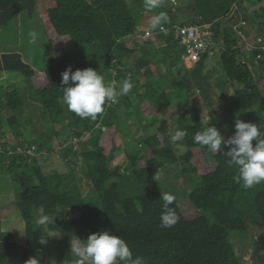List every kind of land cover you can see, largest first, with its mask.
<instances>
[{
    "label": "trees",
    "instance_id": "16d2710c",
    "mask_svg": "<svg viewBox=\"0 0 264 264\" xmlns=\"http://www.w3.org/2000/svg\"><path fill=\"white\" fill-rule=\"evenodd\" d=\"M50 2H54L56 7L50 9ZM68 2L41 0L38 5L40 15L49 18L51 22L44 26L51 28L55 25L63 34L71 33L75 40H79L78 47L90 55L93 48L92 35L88 29L73 31L68 26L71 22L63 14ZM100 2L110 4L106 5L109 13L102 20L114 28L108 29L106 24L100 33H94L96 44H99L100 38H112L130 30L132 33L137 24H144L146 20L145 11L131 9L125 0ZM0 3L5 10V23L23 10L28 9L29 14L37 11V0H0ZM164 4L162 2L161 7L168 12L165 13L169 18L165 25L172 26L178 22L214 23L222 37L224 45L219 64L222 71L215 82L221 84L219 88L224 91V98L228 100L222 107L218 103L221 114L215 112L219 94L213 93V69L207 70L210 65L208 55L193 69L187 68L180 61L179 42L174 31L169 35L160 34V40L166 42V46L161 48H154L152 43L139 48H128L125 42L117 45L116 41L108 45L106 50L95 56L90 67L110 82L115 78L113 68L118 69L125 56H132L135 64H130L127 71L119 70L117 77L119 82L130 78L133 84L130 93L125 95L128 97L126 105L130 118H133L136 125L143 124L147 118L141 108L149 100L150 106L160 116L162 124L159 129H164V137L145 134L136 139L133 136L135 153L130 161L134 162L135 168L126 186L122 184L126 178L125 174H121L122 169L112 167L122 153L114 142L117 132L113 131L108 138L100 139L101 130H94L93 139L86 143L82 156L85 165L83 172L92 182L96 197H77L49 187L45 180L38 187L27 185L25 181L20 192L25 191L26 195L20 200V209L14 210L17 218L19 214L23 215L25 229L10 234L7 230L2 232L0 226V264H31L32 258L37 259L39 264H75L64 254L69 250V240L95 230L118 233L127 241L134 254L141 256L146 264H241L236 250L229 243V237L231 231H246L251 222L258 225L255 240L264 248L262 193L239 185L235 179L236 169L224 155L215 157L217 168L214 171L206 175L200 173L195 167L194 155L196 152L208 155L209 148L202 147L193 140L197 131L215 124L219 126L223 122L229 125L226 131L228 136L234 134L236 119L261 124L264 99L254 80L256 70L243 63L233 30L225 28L220 19L237 7V13H244L246 20L252 24L263 23L264 26V0H194L193 4L184 6L180 3L171 10L168 6L164 7ZM153 13L156 15L159 12L153 9ZM99 15L98 11L92 14L95 18ZM148 18L151 20L152 16ZM8 48L15 51L13 54L20 60L28 53L26 48ZM139 50L142 53L140 60L136 58ZM117 56L120 60L115 64ZM10 58L11 55L5 56V59ZM161 66L165 67V72L160 70ZM144 77L148 80L142 84L141 78ZM225 90L232 99L225 95ZM202 102L205 111L199 107ZM189 104L193 107L187 108L178 118H170L169 123L176 128H186L188 133L183 141L174 143L170 139L171 134L164 118L171 107L179 108ZM254 107H257V111ZM43 115L45 119L48 118L46 112ZM62 117L63 114L59 113L57 119ZM99 120L100 115L95 121L75 115L72 116L71 126L80 127L84 124L82 128L90 130ZM155 120L158 121L157 116ZM261 131L264 132V126ZM69 155L74 161L79 158V154L73 151ZM143 161L145 165H142ZM167 168L178 169L175 178L183 180V188L178 190L175 184L165 179L164 172L168 171L164 170ZM162 191L176 196L172 207L180 219L171 228L160 226ZM9 197L4 193V201H12ZM185 202L193 207L196 217L192 216L190 207L182 205ZM41 207L46 214L56 215L55 221L46 228L35 223L37 210ZM46 233L52 235L46 236V245L41 244V235ZM17 237L23 238L25 248L11 244Z\"/></svg>",
    "mask_w": 264,
    "mask_h": 264
},
{
    "label": "clouds",
    "instance_id": "9594fccd",
    "mask_svg": "<svg viewBox=\"0 0 264 264\" xmlns=\"http://www.w3.org/2000/svg\"><path fill=\"white\" fill-rule=\"evenodd\" d=\"M40 1L41 0H37L36 12L29 14L28 9L23 10L15 15L9 22H6L7 24L4 20L5 10L0 3V127L3 126L5 130L12 129L15 126L20 113L25 111V104H31L43 116L44 124L41 128V133L35 137L45 146L47 143L51 142L54 137H60V134L56 132L53 123L70 120L69 125L66 126L64 130L67 135L65 142H68L70 136L74 135L78 140L77 143H72L68 151H66L64 145L60 146L59 149L56 148L54 150H57L58 157L62 153L61 159L63 162L68 163L72 159L71 165L75 170H84L83 166L85 165L82 156V149L87 146L86 143L92 140L93 137L91 132L88 131L89 129L82 128L84 124L80 127H72V116L77 115L81 119L90 118L95 121L98 115H100V120L95 125L97 129L101 130L99 137H101V134L105 129H108L107 124L110 120L120 117L129 119L131 117L126 105V98L128 97L125 95L130 93L133 84L130 78H126L122 82H119L117 77L119 76V70L127 71L130 64H135L134 58L128 55L125 56L121 61L122 64L119 68H113L115 78L110 82H107L106 77L100 72L90 67L95 56L100 55L102 51L106 50L108 45L116 41L117 45L125 42L128 48H139L140 46H145L148 43L153 44L160 40V34L162 33L169 35L171 31H174V35L179 42L180 61L187 68L193 69L197 63L204 59L205 55H208L209 64L215 59H218V64H221V53L223 51L224 43L219 32L216 30L214 23L178 22L172 26H167L165 25L169 19L168 15L165 13L167 11H164L165 8L161 7L164 0H144L146 9L140 11H145V14H150L152 16V19L149 20L148 23L144 22V24H137L135 31L132 33L130 30L126 34L115 35L112 38H100L99 44H96L93 39L94 33H100L106 24L108 29L113 30L114 28L112 25L102 20L108 15L109 8L105 7L110 4L100 2L102 0H68V7L64 12L67 14L66 17H68L71 22V25L68 26L73 28V31H82L84 29L89 30V33L92 35L91 43L93 46L90 55L83 52L78 47L79 40H75L71 33L63 34L55 25L51 28L44 26L51 22L49 18L45 19L40 15L38 10ZM125 1L128 2L131 9L137 4L136 0H133L132 3L128 0ZM51 4L56 6L54 2H50V9H52L50 6ZM153 9H155V12L159 13L155 15ZM94 11L100 13L97 18L92 16ZM237 12L238 8L235 7L232 12L223 15L220 22L225 28H231L233 30L237 38L238 47L241 51L240 58L243 63L248 64L252 69H259V71H256L254 74V80L260 88L262 98L264 99V46H256L249 55H246L245 47L240 42V37L247 32L249 26L255 27L261 31H264V26L263 23L252 24L244 18V13ZM25 13H27L29 15L28 17L32 19H36L37 13H39L40 16L36 20L38 21L36 24L38 25V28H41L42 30L44 28L49 30V32H45V34L43 33V38L47 41L46 45L48 46V49L57 51L61 62H63L62 65L69 66L62 73L60 69L51 66L53 59H50L48 63H46L45 68L49 67V70H41L42 65H44L43 59L39 58V52H36V49L33 48L37 46L35 44L38 39V33L35 31L30 32L28 37L26 35L28 38L27 40L25 37V31L22 33H15L20 35L19 41L15 47H18L19 49H28V53L26 56H23V60L18 59L17 56L13 54L16 53L15 51H11L1 43L4 40V35H8V28L12 24V21ZM234 18L235 22L233 23L232 20ZM34 24L35 23L32 22L29 26ZM58 26H61V24ZM141 26L144 28L141 29ZM188 28H194L198 31V38L206 43L205 48L197 50L184 40L182 30ZM152 46L158 48L154 45ZM181 46H183L186 51H180ZM217 50L220 52L219 55L216 52ZM192 52L198 53L199 58L197 61H194L193 56L191 55ZM140 54L141 56L139 60L142 58V53ZM9 55H11V58L5 59V56ZM118 60H120L119 56L115 58L114 63L118 64ZM32 62H34V64H30ZM187 63H190V65ZM253 63L255 65H253ZM258 63L259 65H257ZM71 67H74L75 71H73ZM5 74H7L6 78H4ZM38 74L45 75L43 82L34 81V76ZM4 79L6 81L5 86ZM17 83L26 85L27 88L22 93H15L13 91L14 84ZM62 84L65 85V87L60 89ZM37 99H41L42 103H37ZM123 106L125 109H122ZM49 107L51 110H47ZM254 110L257 111V107H254ZM4 111H6V114H4ZM44 112L48 114V118L46 119L43 115ZM59 113H62L63 117L57 119ZM123 113H125V115H123ZM106 115H109L112 119L107 121ZM154 115L158 117V122H160V116L158 114ZM5 121H7L6 124L4 123ZM168 121L169 120L167 119L168 132L171 134V141L174 143L183 141L188 134L187 129L176 128L175 126L172 130L171 126L173 124L168 123ZM161 124L162 123L160 122V125ZM223 124L224 125L221 126V129L217 128L218 125L215 124L202 131H197L193 137L194 142L202 147H208V155L206 154L205 156H212L213 161L217 156H226L228 162L236 169L237 174L235 179L238 181V184L246 187L248 190H259L264 197V132L261 131V127L264 126V112L261 113V124L259 125L251 121L236 119L234 126L235 131L231 136H228L226 133L229 129V125L224 122ZM159 131L162 134L165 133L164 129H159ZM110 133H112V131H110ZM224 135L227 139H225ZM89 137H91L90 140H88ZM158 137L162 138L164 137V134L161 135V137ZM37 142L34 144L32 143L31 149H27V154L20 159L16 149L22 148V146L6 144L4 146V153L0 152V207L5 203L3 198L4 193L13 196L12 189L18 192L16 196L19 201L25 197L26 192H20L22 191V184L25 181H27V185L38 187L42 185L45 180L47 185L53 188V177L46 176L43 172L42 166L39 165L36 156L37 148H35ZM79 145H81L80 150H78ZM72 151L79 154L78 160L75 157V160L77 161H74L69 155ZM37 152L41 154H52L51 149L49 148L40 149L37 150ZM217 152L219 153L215 154ZM10 159L12 160V163H10ZM81 160H83L82 165L78 166V162ZM214 168H217L216 163ZM74 175L75 174L71 175V178L74 179ZM32 176L39 177L42 183L40 185L35 184L31 178ZM160 198L163 202L160 214V226L171 228L175 226L180 219L177 211L172 207L176 201V196L171 192L162 191ZM182 205L190 207V209H192V216L196 217L195 210L188 202H185ZM16 208L20 209L19 204L13 206V214H16L14 213ZM10 216L13 215L10 214ZM55 217L56 215L53 216L46 214L43 207H41L37 210L35 223L46 228L50 223L55 221ZM6 223H8V219L4 221V216L1 217L0 226L2 232L11 228V225L7 228ZM20 223L25 225L24 221ZM235 226L236 224L234 227ZM250 229L251 224L247 226V230L244 232L231 231L229 243L230 239H233V235H245L246 232L248 234ZM51 235V233L41 235L40 243L46 245V236ZM18 238L19 237L14 238L11 244H17L19 248H25V242H18ZM259 247L261 248L258 250ZM253 248L258 256L259 263L264 264L263 245L258 243V245H253ZM234 250H236V248H234ZM64 254L67 259L74 261L75 264H146L141 256L134 254L123 237L118 235V233L115 234L111 230H95L88 233L84 232L82 235H79V237L70 239L69 250L64 252ZM30 260L31 264H39V261L35 258ZM240 263L242 264L241 261Z\"/></svg>",
    "mask_w": 264,
    "mask_h": 264
},
{
    "label": "rangeland",
    "instance_id": "374dc122",
    "mask_svg": "<svg viewBox=\"0 0 264 264\" xmlns=\"http://www.w3.org/2000/svg\"><path fill=\"white\" fill-rule=\"evenodd\" d=\"M128 1L130 3L133 2V0H128ZM136 3L137 4L133 6L134 10L146 9L144 5V0H136ZM164 3H165L164 7L168 6L171 10V9H174L176 6H179L180 3L184 6L193 4L194 0H164ZM50 6L52 9L56 7L53 4H51ZM63 14L64 16H67L66 13H63ZM28 16L29 15L25 13L22 16H18L16 20L12 21V24L8 28L9 29L8 35H4V40L1 43L4 44V47H15L20 37L19 34H15V33H22L25 31V37L26 35L28 37L29 36L28 34L30 32L35 31L38 33V39L35 44L37 46L33 48L36 49V52H39L40 54H42L44 66H46V63H48L50 59H53V61L51 62V66L60 69L62 73L69 66L67 67V66L62 65L63 62H61L59 53L57 51L48 49V46L46 45L47 41L43 38V33L45 34V32H49V30H47V28H44L43 30L41 28H38V25L36 24L38 21L36 20L40 16L39 13H37L36 19L29 18ZM149 16L151 15L145 14V18H146L145 22L147 23L149 21V18H148ZM232 21L234 23L235 18ZM32 22L35 23L34 25H31L34 27L29 26ZM19 26L23 28H20ZM143 28L144 27L141 26V29ZM27 37H26V40L28 39ZM240 42L245 47V50H246L245 54L249 55L256 46H259V45L264 46V31H261V30L256 29L255 27L249 26V29H247V32L243 36L240 37ZM153 45L155 47L160 48L162 46H166V42L162 40H158L154 42ZM180 51H186V49L183 46H181ZM216 52L218 53V55L220 54L219 50H217ZM62 53H63V50H62ZM140 53L141 51L139 50L138 53L136 54L138 59L141 56ZM187 64L190 65V63H187ZM257 65H259V63ZM71 68L73 71H75L74 67H71ZM215 68L216 70H214ZM160 70L165 72V67L161 66ZM207 70L212 71V74H211L213 78L212 83L215 87L213 93L219 94L218 96L219 98L216 102L217 108L215 109V112L221 114V109H218V103H219V106L222 107L223 103L226 104V101L228 99L224 98V91L221 88H219L221 84H217L215 82V79L219 78V74L222 71V69L219 67L218 59L211 61V64L208 66ZM256 71L258 72L259 69H256ZM6 77H7V74L4 75V78ZM146 80H147L146 78H142L141 79L142 84L145 83ZM5 82L6 81L4 79V86H5ZM62 87H65V85L62 84L60 86V89H63ZM26 88H27L26 85L17 83V84H14L13 91L15 93H22ZM225 95L231 98L230 95L226 94V90H225ZM37 103H42V100L37 99ZM110 107H114V106H110ZM192 107L193 106L191 104L182 105V106H179V108L171 107L165 119L167 120L171 118V116L172 117L175 116L174 118H178L180 115H182L185 112L187 108H192ZM199 107L200 109L205 111V106L203 102L199 104ZM122 109H125V107L123 106ZM141 110L145 114V117L147 118V120L144 121L143 124L141 125H136V122L133 121V118L126 119V118L120 117L114 120H110L112 119V117H110L109 115H106V120L107 121L110 120L107 125L109 127L108 129H105V131L102 132L101 137H100L101 139H106L109 137L110 131L117 132L116 141L114 140L113 141L118 146V148L122 150V153L118 155V158L115 160L112 167L113 168L120 167L122 169L121 174L126 175V178L125 180L123 179L124 181L122 184L123 185L126 184V186L128 182L130 181L132 173L134 172V168H135L134 162L130 161V157L135 153L134 152L135 143L133 141V136L135 135V138L139 139L145 134H149V135L155 134L160 137L161 135H163L159 131L160 122L155 120L154 114H157V113L154 111L153 107L150 106V102L146 101L143 104V109L141 108ZM4 114H6V111H4ZM170 120L171 119H169L168 123L170 122ZM133 122H135V125ZM207 122H208V119H207ZM4 123L6 124L7 121H5ZM69 123H70V120L53 123V126L55 127L56 132L60 134V137H54L51 142L47 143L44 146L42 145V142L38 141V139L35 137V136H38L39 133H41V128L44 124L43 116L31 104H25V111L23 113H20V115L17 118L16 124L12 129L5 130L3 126L0 127V152L4 153V146L6 144L22 146V148L16 149V152H18L20 156L19 159H20L27 154L26 152L27 149H31V144L32 143L34 144L38 141L37 144H35V148H37L36 156H37L39 165H41L43 168L44 174L48 177H53L52 187L54 189L58 188L62 192L73 194L77 197H84V198L96 197L97 193L93 187V184L86 177L85 173L80 169L75 170L72 167L71 165L72 159L68 163L63 162L61 159L62 153L58 157L57 150H54L56 148L59 149L60 146L64 145L66 148V151H68L72 143L74 144L77 143L78 140L74 135L70 136V140L68 142H65V138L67 137V135L65 134L64 130L66 126L69 125ZM222 125L224 124L220 123V125L217 126V128L221 129ZM174 127L175 125H172L171 129L173 130ZM94 130H97V128L95 127L88 131H90L92 134ZM224 137L225 139H227L225 135ZM90 139L91 137H89L88 140ZM128 144L131 146V148ZM44 148L51 149L52 154H48V153L41 154L37 152V150L44 149ZM141 148L143 149L144 146H141ZM80 149H81V145H79L78 150ZM84 149L85 148H83L82 151H84ZM219 152L215 154H218ZM194 159H195V165H196L195 167L200 173L209 174L211 171L215 170L214 168L215 162L213 161L212 156L207 157L203 153L196 152L194 155ZM9 161L10 163H12L11 159ZM82 162L83 160L79 161L78 166H81ZM142 165H145L144 161L142 162ZM164 171H168V172H164V176H166L165 179L168 182L175 184L178 190L179 188L184 187L183 181L181 179L175 178V174L177 173L178 169L174 168L171 170V168H167ZM73 174H75L74 179L71 178V175ZM161 176H163V173L161 174ZM31 178L33 179L35 184L40 185L42 183L41 179L37 176H32ZM58 184L60 185L58 186ZM12 193H13V196L9 194L10 195L9 199L12 198V201L5 199L4 205L0 207V218L4 216V221L8 219V223H6L7 228H9L11 225V228L7 230V232L10 234H14L19 229H25V225H23V223H20L24 221L23 215L19 214V218H17L18 215L12 213L13 206L15 204L20 203L18 197L16 196L18 192L12 189ZM185 210L188 211V208H185ZM10 214L13 216H10ZM257 229H258V225L255 222H251V229L248 231V234L247 232L245 235L236 234V235H233V239H230V243L233 245L234 248H236L238 256L242 264H260L258 256L253 248V245H258L259 243L258 241L254 239L256 237ZM18 242H23V238L19 237Z\"/></svg>",
    "mask_w": 264,
    "mask_h": 264
},
{
    "label": "built area",
    "instance_id": "2783aa9c",
    "mask_svg": "<svg viewBox=\"0 0 264 264\" xmlns=\"http://www.w3.org/2000/svg\"><path fill=\"white\" fill-rule=\"evenodd\" d=\"M182 33L184 35V40L188 42L191 47L197 50H200L206 47V43L202 39L198 38L199 33L196 29L194 28L183 29ZM191 55L193 56L194 61L198 60L199 55L197 52L196 53L192 52Z\"/></svg>",
    "mask_w": 264,
    "mask_h": 264
},
{
    "label": "crops",
    "instance_id": "0c3cea01",
    "mask_svg": "<svg viewBox=\"0 0 264 264\" xmlns=\"http://www.w3.org/2000/svg\"><path fill=\"white\" fill-rule=\"evenodd\" d=\"M39 58L40 59H43V56L40 53H39ZM41 70L42 71L49 70V67L45 68V66L42 65ZM44 78H45V75L44 74H38V75L34 76V81L35 82H43Z\"/></svg>",
    "mask_w": 264,
    "mask_h": 264
}]
</instances>
